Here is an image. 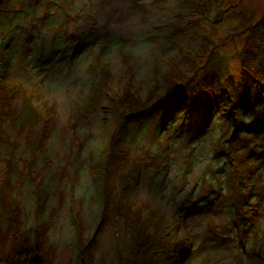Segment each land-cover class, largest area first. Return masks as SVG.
Masks as SVG:
<instances>
[{"label": "rangeland", "instance_id": "374dc122", "mask_svg": "<svg viewBox=\"0 0 264 264\" xmlns=\"http://www.w3.org/2000/svg\"><path fill=\"white\" fill-rule=\"evenodd\" d=\"M22 239L264 264V0H0V264Z\"/></svg>", "mask_w": 264, "mask_h": 264}, {"label": "trees", "instance_id": "16d2710c", "mask_svg": "<svg viewBox=\"0 0 264 264\" xmlns=\"http://www.w3.org/2000/svg\"><path fill=\"white\" fill-rule=\"evenodd\" d=\"M106 65V64H105ZM107 66H104L103 71L105 74H107ZM103 77L105 78V76L103 75ZM103 78V79H104ZM12 90L14 88H11ZM14 91V90H13ZM100 93V90H98V85L94 84L93 86H91V92H90V100L87 102V104H89V102H93V99L95 97H98ZM247 219V217H246ZM42 240H38L35 245L31 246L30 248L27 246H23L24 244V239L21 240L20 242V248H18L16 250V253L14 254V256H10L9 258L7 257L6 259H4L8 264H17V259H21L24 258L25 260L22 262L24 264H43V255H42ZM18 245V246H19ZM27 245V244H26ZM17 246V247H18ZM16 259V261H15Z\"/></svg>", "mask_w": 264, "mask_h": 264}]
</instances>
